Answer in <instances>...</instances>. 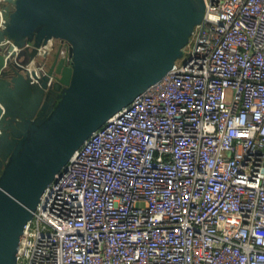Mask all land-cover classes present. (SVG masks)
<instances>
[{
    "label": "built area",
    "instance_id": "obj_1",
    "mask_svg": "<svg viewBox=\"0 0 264 264\" xmlns=\"http://www.w3.org/2000/svg\"><path fill=\"white\" fill-rule=\"evenodd\" d=\"M204 3L172 68L44 189L17 264H264V0Z\"/></svg>",
    "mask_w": 264,
    "mask_h": 264
},
{
    "label": "water",
    "instance_id": "obj_2",
    "mask_svg": "<svg viewBox=\"0 0 264 264\" xmlns=\"http://www.w3.org/2000/svg\"><path fill=\"white\" fill-rule=\"evenodd\" d=\"M0 264H17L44 189L90 134L182 56L204 0H5ZM53 40L65 41L69 65ZM14 46L15 48H13Z\"/></svg>",
    "mask_w": 264,
    "mask_h": 264
},
{
    "label": "flooded vegetation",
    "instance_id": "obj_3",
    "mask_svg": "<svg viewBox=\"0 0 264 264\" xmlns=\"http://www.w3.org/2000/svg\"><path fill=\"white\" fill-rule=\"evenodd\" d=\"M56 48H60V41L58 43H53Z\"/></svg>",
    "mask_w": 264,
    "mask_h": 264
},
{
    "label": "crops",
    "instance_id": "obj_4",
    "mask_svg": "<svg viewBox=\"0 0 264 264\" xmlns=\"http://www.w3.org/2000/svg\"><path fill=\"white\" fill-rule=\"evenodd\" d=\"M56 41H57V40H53L52 42H53V43H57Z\"/></svg>",
    "mask_w": 264,
    "mask_h": 264
},
{
    "label": "rangeland",
    "instance_id": "obj_5",
    "mask_svg": "<svg viewBox=\"0 0 264 264\" xmlns=\"http://www.w3.org/2000/svg\"><path fill=\"white\" fill-rule=\"evenodd\" d=\"M178 62V61H177Z\"/></svg>",
    "mask_w": 264,
    "mask_h": 264
}]
</instances>
